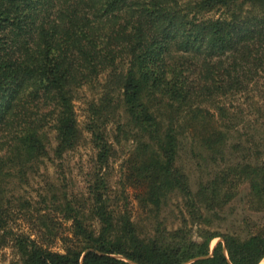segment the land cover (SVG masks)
Masks as SVG:
<instances>
[{
  "label": "trees",
  "instance_id": "16d2710c",
  "mask_svg": "<svg viewBox=\"0 0 264 264\" xmlns=\"http://www.w3.org/2000/svg\"><path fill=\"white\" fill-rule=\"evenodd\" d=\"M263 81L264 0H0V264H259L264 148L230 141L227 99ZM83 86L78 196L64 161ZM110 123L128 142L116 180ZM48 166L39 200L14 207Z\"/></svg>",
  "mask_w": 264,
  "mask_h": 264
},
{
  "label": "rangeland",
  "instance_id": "374dc122",
  "mask_svg": "<svg viewBox=\"0 0 264 264\" xmlns=\"http://www.w3.org/2000/svg\"><path fill=\"white\" fill-rule=\"evenodd\" d=\"M95 94H97V89L90 91L83 86L82 88L77 90L76 97L74 99L76 116L79 127L81 129L82 137L79 142V145L75 147L76 149L65 156L64 167L66 174H67V170H69L68 165L70 167V171L72 172L71 178H69L70 175L69 173L66 175L67 176L66 184L68 186V189L74 192H78L77 193L78 196H79V192L84 193L85 184L88 178L87 176L85 177L86 175L85 172L90 165V163H88L87 161L90 158L91 154H93L94 152L92 145L89 142L90 135L89 133H87L84 126L89 117L88 104L93 100ZM227 105L230 111L234 112L235 114L236 113L238 114V120H235L238 129L229 134L230 141H237L238 139H241L244 141L243 142L244 146L247 147L252 146L254 151L255 148H264V81L262 84L254 88H250V90L247 89L242 93H238L234 96L231 95L229 99H227ZM107 129L109 130V133L111 135H113L116 132L115 125L112 123L108 125ZM115 135H117V137L119 138V145L116 146V152H117L116 158H114L111 163L110 172L113 180H116L117 171L119 170V164L124 156L123 151L126 150V148L124 147L128 145V142L125 140L124 135H122L121 133L120 134L116 133L114 134V136ZM49 138H50L51 146L53 147L55 145L54 133H51ZM126 138H128V136H126ZM181 162L183 163L184 166L188 168L194 167L192 166L193 164L185 158V156H183ZM53 174L54 172L52 167L48 166L47 169L39 171L35 175V177L30 180L29 184L21 183L18 181L14 189L16 195L13 192L7 193L10 201L13 202L14 207L18 203V196L25 197L23 198L24 201L21 202L35 201L36 199L39 200V197H37L38 191L40 190V185L38 184V180L40 179V182L44 187L45 181L43 178H46L48 176L51 177ZM195 176H193L192 182H194L193 180ZM36 177H38L39 179H37ZM46 184H49V181H47ZM239 205L242 206V204L239 203L233 204L230 209V213H233L235 211L238 215L240 214H245L246 216L251 215L252 218L254 216H258V215H253L249 211L241 210ZM50 209L51 207L48 208L49 211ZM17 214H19V212H17ZM52 214L57 216L55 213ZM168 217L170 219L171 215L169 214ZM61 224H62L61 227L63 226L65 231H67V227L69 223L65 221H61ZM220 226L222 228H227L228 224L222 223ZM217 240L218 239H214L211 242L210 245L211 249L213 248ZM57 246L58 245H56L55 248H58ZM10 257L11 256L9 250H4L2 251V253L0 252V259L5 258L8 260L10 259ZM259 264H264V259L261 260Z\"/></svg>",
  "mask_w": 264,
  "mask_h": 264
}]
</instances>
